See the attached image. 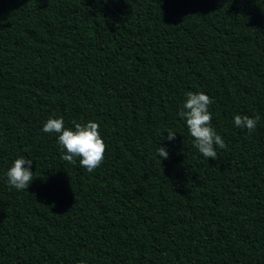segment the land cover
Masks as SVG:
<instances>
[{
	"label": "trees",
	"instance_id": "16d2710c",
	"mask_svg": "<svg viewBox=\"0 0 264 264\" xmlns=\"http://www.w3.org/2000/svg\"><path fill=\"white\" fill-rule=\"evenodd\" d=\"M187 91L212 100L215 160ZM54 116L100 125L96 169L60 158ZM0 264H264V0H0Z\"/></svg>",
	"mask_w": 264,
	"mask_h": 264
},
{
	"label": "clouds",
	"instance_id": "9594fccd",
	"mask_svg": "<svg viewBox=\"0 0 264 264\" xmlns=\"http://www.w3.org/2000/svg\"><path fill=\"white\" fill-rule=\"evenodd\" d=\"M211 103L210 96L205 92L187 91L178 106L177 116L184 121L194 149L204 158L215 160L218 154L217 149H224L226 144L211 124L212 113L209 111ZM260 119L259 115L235 114L232 117V124L236 128L246 129L251 133L257 128ZM41 131L56 135L60 158L64 161L75 163L78 158L80 166L91 172L104 159L106 145L101 135L100 125L93 120L66 127L63 116L49 117L43 123ZM166 132L167 136H162V139L174 143L177 132L172 129H167ZM156 155L160 161L167 159L169 155L167 145H158ZM32 164L33 160L23 155L13 159L3 173L7 185L17 191L27 189L33 180Z\"/></svg>",
	"mask_w": 264,
	"mask_h": 264
}]
</instances>
